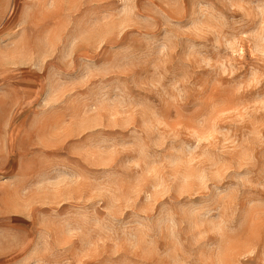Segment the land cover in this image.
Returning a JSON list of instances; mask_svg holds the SVG:
<instances>
[{"label":"rangeland","instance_id":"rangeland-1","mask_svg":"<svg viewBox=\"0 0 264 264\" xmlns=\"http://www.w3.org/2000/svg\"><path fill=\"white\" fill-rule=\"evenodd\" d=\"M0 264H264V0H0Z\"/></svg>","mask_w":264,"mask_h":264}]
</instances>
